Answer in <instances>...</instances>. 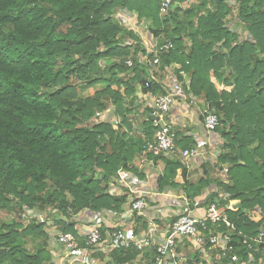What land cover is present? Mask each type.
Listing matches in <instances>:
<instances>
[{"label":"trees","instance_id":"16d2710c","mask_svg":"<svg viewBox=\"0 0 264 264\" xmlns=\"http://www.w3.org/2000/svg\"><path fill=\"white\" fill-rule=\"evenodd\" d=\"M192 2L162 15L158 0H0V210L13 202L42 211L56 208L68 219L54 220L61 232L78 237L77 223L71 219L82 211L120 214L127 197L110 195L108 182L119 168L131 169L127 161L144 150L155 133L149 115L142 136L127 134L133 127L125 101L134 97L138 86L153 96L165 94L159 82L148 78L150 65L138 61L139 54L151 60L157 56L160 68L178 65L179 79L181 73L189 75L188 92L203 95L219 118L216 132L223 144L217 166L228 164L226 179L215 178L218 188L199 206L231 204L225 211L234 227L229 232L233 251L223 255L213 249L208 263L264 264L260 249L242 244L264 228V76L249 58L250 53L264 54V19L261 37L253 34V44L233 46L237 37L225 27L231 12L226 0H210L211 10L207 1L198 8ZM255 5L238 0V17L251 26L260 23L257 11L252 17ZM118 10L135 14L138 23L146 21L156 47H172L157 55L147 52L137 34L112 19ZM195 15L198 29L186 35ZM187 36L192 39L189 49ZM99 62H104L100 71ZM228 69L230 76L222 73ZM211 77L232 89L217 91ZM97 84L106 87L78 98L80 86ZM108 101L120 119L118 130L108 123L89 125L96 112L108 108ZM177 141L176 136L175 148H192L185 138ZM164 163L160 192L174 186L180 167L172 160ZM208 175L200 182L204 187L211 183ZM206 189H184L191 208L198 206L193 201ZM234 204L241 207L234 209ZM134 221L146 226L142 217ZM217 231L227 229L221 225ZM28 237L41 241L36 251L27 249ZM48 245L43 223L0 224V264H52ZM204 249L212 248L206 242ZM194 251L185 264H206ZM139 254L133 248L117 250L111 259L113 264H131ZM232 255L237 262L230 261Z\"/></svg>","mask_w":264,"mask_h":264},{"label":"crops","instance_id":"0c3cea01","mask_svg":"<svg viewBox=\"0 0 264 264\" xmlns=\"http://www.w3.org/2000/svg\"><path fill=\"white\" fill-rule=\"evenodd\" d=\"M203 1L208 2L207 9L211 10L212 5L209 3L210 0H193L190 5H192L193 8H198ZM260 2L261 5L259 4ZM253 3H257V5H255L254 10L251 11V13L254 14L252 17H255V12L257 11L256 22L260 23L251 26V21L249 23L238 17V0H226V4L231 7V12L226 17L225 27L235 33L237 37V41L233 46H240L244 43L253 44V34L261 37L262 31L260 27H263L261 20L264 19V0H250L251 8ZM180 8H182V6H180ZM201 12L204 14V11ZM125 13L128 14L130 18L132 16L136 19L135 14H130L126 11ZM195 16L196 19L194 20L195 24L193 28L184 31L186 35L188 33L189 35L194 34L198 29V26H196L198 16ZM182 17L180 13V19H182ZM132 31L136 34L134 30ZM151 38L153 39L152 36ZM153 41V43L142 42L140 39V43L149 53L153 52V50L148 49L147 46L152 44L151 47L153 48L156 44L155 39H153ZM191 43L192 39L188 36L185 37L186 49L191 47ZM222 52H224V50H222ZM249 58L251 65L257 63L260 72H262L264 76V54L259 52L250 53ZM176 70H178V66L176 65H171L164 69L157 65L148 70V78L159 82L164 93H172L174 95V103L166 116V121L172 126L176 133L177 143L185 138L189 147H200L202 153L198 157L183 161L181 157L182 150L180 145H178L173 153L161 156V158H157L156 160L153 159L152 155L144 152V150L133 154L130 160L127 161L131 169L119 168L116 176L111 178L108 182V193L117 197L125 195L127 197V203L122 206L123 211L120 214L111 210H102L99 212L102 214V229L104 233H108L114 227H117L124 230L129 237L138 238L148 230V217L154 218V226L158 231L163 232L176 218L179 208L182 206V200H189L187 192L184 190L185 188H208V190L194 199L193 202L195 205L199 206L209 193L214 192L216 190L215 188H218L217 182L214 181V179H226L228 164L217 166V158L221 154L223 139L217 132L207 133L203 128L202 111L207 106L204 97L203 95L195 97L190 94L187 87L189 75L185 73L180 74L179 79L175 73ZM222 73H225L226 76H230L232 71L228 69L222 71ZM211 82L214 84L217 91L225 90L229 92L232 89L231 86H226L225 82L216 80L214 77H211ZM141 89L142 88L138 86L134 93V97L132 98L131 96L125 101L127 108H130V115L128 117L133 127L127 134L136 139L142 136L153 102V95L149 92L145 93L141 91ZM129 100L134 102V106H132ZM101 116L100 122H89V125L108 123L114 130H118L120 119L114 114V110L106 109L104 112H101ZM114 121H117L118 124L115 125ZM123 130L127 132V128L123 127ZM165 159L179 163L180 167L176 170V175L172 181L174 186H165L164 188L166 189L160 192L158 179L162 176L164 171ZM207 175L211 178V183L204 187L200 182L205 180ZM221 197L224 198L223 196ZM137 198L144 199L149 207V210L145 212L147 217L141 216L146 223L145 227L136 223L133 218H126L124 216V212L129 207V204ZM93 214L94 212L92 211L84 210L76 216L79 217L77 219L78 223L76 224L78 235L81 234L80 229L83 228L82 230L86 231L92 225L91 221ZM176 246V253L182 257L186 252L185 248H192L188 240L185 239H178ZM112 252L113 251L103 252L100 250L94 254L93 257L98 264H113L111 259ZM139 253L140 254L131 264H144L147 257L150 256L151 251L144 250Z\"/></svg>","mask_w":264,"mask_h":264},{"label":"built area","instance_id":"2783aa9c","mask_svg":"<svg viewBox=\"0 0 264 264\" xmlns=\"http://www.w3.org/2000/svg\"><path fill=\"white\" fill-rule=\"evenodd\" d=\"M191 1L158 0L159 12L162 15L167 14L172 7H180L182 3H190ZM118 11V13L122 12L121 10ZM171 47V44L162 47H156L155 44L152 50L157 55L159 52L167 51ZM138 59L140 63L150 65V68L159 65L157 56L151 60L139 54ZM127 65L131 66V61H128ZM173 97L172 93L153 96L149 115L155 133L153 139L147 142L144 148V152L153 157L168 155L175 151L176 135L172 126L166 121V116L174 103ZM101 118V113H99L97 117H93L89 122H100ZM114 124L117 125L118 122L114 121ZM202 124L207 133L216 132V128L219 126L218 116L213 109L208 108V105L202 111ZM201 153L200 147H192L182 151L181 157L183 161H188L198 157ZM182 201V206L179 208L176 219L163 232L158 231L154 226V218L148 217V230L138 238L129 237L124 230L117 227H114L108 233L102 234L103 219L102 214L98 212L92 215V225L83 234H79L81 239L72 233L61 232L57 235L56 245L64 250L70 264H98L93 256L100 250L110 252L130 248L138 252L151 251L144 264H185V259L176 253V242L178 239L188 240L192 248L199 251L207 261L208 257L204 249L206 242L212 249L218 250L220 254L225 255L232 252L233 247L229 232L234 230V227L225 211L231 204L221 207L218 204L211 203L207 206L191 208L188 199H183ZM148 210L149 207L145 200L137 198L129 204L124 216L126 218H134L135 216L146 218L145 212ZM208 224L211 227L208 228ZM221 225L228 232L217 231V228ZM242 244L247 246L248 249L254 247L260 249L264 255V228L255 237L244 238ZM249 258L250 260L252 259L251 256ZM237 260L238 257L236 255L230 257L231 262H237Z\"/></svg>","mask_w":264,"mask_h":264},{"label":"rangeland","instance_id":"374dc122","mask_svg":"<svg viewBox=\"0 0 264 264\" xmlns=\"http://www.w3.org/2000/svg\"><path fill=\"white\" fill-rule=\"evenodd\" d=\"M119 11H116L115 15L112 17V19L116 22H119L124 28H127L129 30H134L136 34L140 37L142 42H150L153 43V39L151 38L150 34L146 31V21H139L137 23L136 19L131 16V18L125 13L124 10H122L121 13H118ZM118 18V19H117ZM139 32V34H138ZM147 45V44H146ZM152 44H149L147 47L148 49L152 50L151 47ZM116 62L113 60L111 63ZM104 62L98 63V70L100 71L102 69ZM104 68V67H103ZM108 68V67H106ZM105 68V69H106ZM105 73V72H104ZM72 82L75 84H78L77 80L72 79ZM105 85L103 84H97L91 88L87 87H81V92L79 93L78 98H87L93 96L96 92L103 91L105 89ZM113 90L116 89V86H112ZM107 99V98H106ZM107 109L114 110L111 103L108 101ZM101 113L100 111L96 112L94 117H97V114ZM208 190V188L206 189ZM205 190V191H206ZM141 217V216H137ZM63 219L67 221L68 219H64V217L61 215L59 210L56 208L48 207L46 210L42 211L35 208H27L25 206L19 207L18 205L11 203L10 207L0 210V224H11V222H15L18 224H21L24 226H27L29 222H35V223H43L44 224V231L49 237V245L48 250L51 252L52 255V264H70L69 259L66 257V254L62 248L57 247V235L61 233V228L58 222L54 221L55 219ZM79 217H76L75 219H71L72 221H76L78 223ZM133 218V217H132ZM136 216L133 218L135 219ZM83 229V228H82ZM81 230V234H83L84 230ZM26 241V247L27 249L31 251H36L39 247V243L41 242L39 239H32L31 237L25 239ZM186 252L183 254V258L187 261L189 256L193 255L195 253L194 249L192 250L191 247L189 249L185 248ZM213 249H210L206 251L208 261L210 258H212V251ZM208 261H206V264H209Z\"/></svg>","mask_w":264,"mask_h":264},{"label":"water","instance_id":"95a60500","mask_svg":"<svg viewBox=\"0 0 264 264\" xmlns=\"http://www.w3.org/2000/svg\"><path fill=\"white\" fill-rule=\"evenodd\" d=\"M174 7H172V9H173ZM241 207V205L240 204H234L233 206H232V208H234V209H236V208H240Z\"/></svg>","mask_w":264,"mask_h":264}]
</instances>
